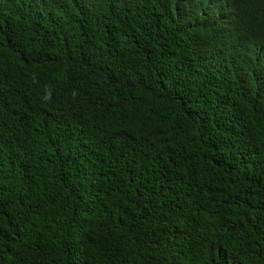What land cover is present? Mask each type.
<instances>
[{"label":"trees","instance_id":"obj_1","mask_svg":"<svg viewBox=\"0 0 264 264\" xmlns=\"http://www.w3.org/2000/svg\"><path fill=\"white\" fill-rule=\"evenodd\" d=\"M0 60V264H264V0H0Z\"/></svg>","mask_w":264,"mask_h":264},{"label":"clouds","instance_id":"obj_2","mask_svg":"<svg viewBox=\"0 0 264 264\" xmlns=\"http://www.w3.org/2000/svg\"><path fill=\"white\" fill-rule=\"evenodd\" d=\"M230 3L231 4H237V3H239V0H210V4L213 7H220V6H223L225 4H230ZM246 32H247V35H246V37L244 39H247V38L251 37V34H252V31H250L248 29V26L246 28ZM253 57H254V53L251 50L246 49V50H244L242 55H240L238 58H236L234 60L236 62H238V63L246 64V63L250 62L253 59ZM36 59L39 62V65H41L42 62L44 61V58H41L39 56H36ZM4 65H5V61L4 60H0V72L4 71Z\"/></svg>","mask_w":264,"mask_h":264}]
</instances>
